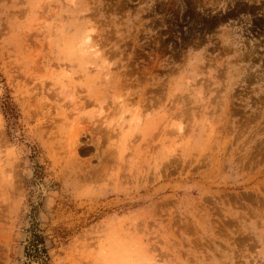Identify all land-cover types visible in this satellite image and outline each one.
Listing matches in <instances>:
<instances>
[{"label": "rangeland", "instance_id": "374dc122", "mask_svg": "<svg viewBox=\"0 0 264 264\" xmlns=\"http://www.w3.org/2000/svg\"><path fill=\"white\" fill-rule=\"evenodd\" d=\"M0 264H264V0H0Z\"/></svg>", "mask_w": 264, "mask_h": 264}, {"label": "trees", "instance_id": "16d2710c", "mask_svg": "<svg viewBox=\"0 0 264 264\" xmlns=\"http://www.w3.org/2000/svg\"><path fill=\"white\" fill-rule=\"evenodd\" d=\"M4 107L6 109V111L4 112H9V105L7 103H4ZM32 233L30 235V238L28 239V246L26 247V249L31 250L32 252H34V254H40L45 253V248L39 246L42 243V238L39 234H37L33 229H31Z\"/></svg>", "mask_w": 264, "mask_h": 264}, {"label": "bare ground", "instance_id": "6f19581e", "mask_svg": "<svg viewBox=\"0 0 264 264\" xmlns=\"http://www.w3.org/2000/svg\"><path fill=\"white\" fill-rule=\"evenodd\" d=\"M84 39H85V44H88L89 42H90V40H91V36L89 35V34H87L86 36H84ZM89 47H93L92 45H89ZM92 52H96V50H94V51H92ZM71 92V91H70ZM70 95V94H69ZM119 106L122 108L123 106H124V101H122V102H119ZM102 107V106H101ZM119 107V108H120ZM102 110H104L103 108L98 112V114L100 115L101 113H102ZM123 118V117H122ZM121 118V119H122ZM141 122V120H138V122ZM137 122V123H138ZM138 126V125H137ZM137 128V127H136ZM74 143V142H73ZM75 144V143H74ZM71 145H72V143H71ZM77 145V144H76ZM72 147H73V145H72ZM72 149V148H71ZM74 151V150H73ZM71 152H72V150H71Z\"/></svg>", "mask_w": 264, "mask_h": 264}]
</instances>
